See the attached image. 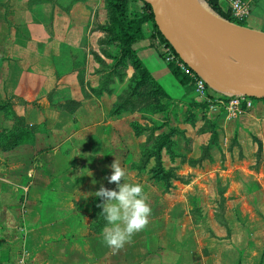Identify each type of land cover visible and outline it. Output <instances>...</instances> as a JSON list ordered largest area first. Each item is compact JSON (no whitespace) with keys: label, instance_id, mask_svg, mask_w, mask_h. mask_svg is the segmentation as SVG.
<instances>
[{"label":"crops","instance_id":"0c3cea01","mask_svg":"<svg viewBox=\"0 0 264 264\" xmlns=\"http://www.w3.org/2000/svg\"><path fill=\"white\" fill-rule=\"evenodd\" d=\"M5 2L0 0V7ZM22 2L25 6L17 16L19 24L16 15L0 16V49H16L13 60L0 61V141L4 140L3 154L15 157L13 163L3 166L28 167L20 171L19 184L5 197L15 224L0 220V264H65L70 255L66 249L54 254L52 246L58 243L57 237L47 232L58 224L68 228L65 234L70 232L72 236V240L62 237L61 244L64 241L66 247L69 243L79 248L93 246L102 252L86 256L99 264H114L113 249L103 243L100 234L90 233L94 231L90 216L94 209L89 200L101 185L115 189V183L107 180L114 160L126 170L125 182L137 181L132 166L141 158L140 141L132 140L136 135L131 129L117 130L124 117L117 113L110 116L100 97L80 85L78 57L73 56L70 63L72 49H76L72 45L70 49V22L77 21V16L70 14L69 0ZM137 3L141 2L134 6L138 7ZM11 4L9 1L5 7ZM246 22L248 27L264 31V0H254ZM162 47L158 39L147 37L133 44L138 58L170 103L184 105L195 100L193 85L184 87L178 82L162 57ZM216 111L225 140L234 143L230 147L242 151L244 157L259 152L264 164V100L253 99L250 108L238 113L224 107ZM257 180L264 190V174ZM143 191L146 197L154 192L150 188ZM234 192L231 194L239 195ZM69 211L75 214L71 228L63 218ZM53 214L56 216L50 217ZM257 219L261 220L257 216L246 226L249 246L235 264H264V223ZM4 229L14 232L3 234ZM45 231L48 236L43 235ZM127 256L124 262L128 264H181L162 250L154 255L146 251L137 260ZM79 259L76 262L86 261L85 256ZM207 261L212 259L201 254L200 264Z\"/></svg>","mask_w":264,"mask_h":264},{"label":"rangeland","instance_id":"374dc122","mask_svg":"<svg viewBox=\"0 0 264 264\" xmlns=\"http://www.w3.org/2000/svg\"><path fill=\"white\" fill-rule=\"evenodd\" d=\"M9 1L13 5L5 7ZM138 1L142 2L131 0V7L134 12L141 13L142 4L134 6ZM202 1L211 8L206 0ZM5 3L0 7L3 17L20 16L21 8L25 6L22 0H6ZM68 9L70 14L77 16V21L70 22V49L76 47L72 49L74 54L70 55V63L73 56L78 57L80 85L100 97L103 109L110 116L117 113L124 117L118 122L117 130L131 129L136 135L132 140L140 141L141 158L132 166L137 180L134 183H139L143 189L154 190L146 197L151 208L147 225L134 233L121 249L112 250L116 259L114 264H128L124 262L126 255L137 260L146 251L154 255L161 250L169 259H179L181 264H200L201 254L212 259L205 264H235L243 249L249 246L250 234L246 226L255 222L257 216L261 219L257 221L264 223V190L257 182L258 175L264 174L260 153L244 157L242 151L230 147L234 143L225 140L227 138L217 123V108L194 99L184 105L172 104L155 93L150 81L140 79L132 58L121 51L111 31L108 0H69ZM222 10L231 17L226 5ZM246 20L233 18L230 22L247 25ZM19 21L18 18L17 24ZM7 24L11 27V23ZM13 51L16 49H0V61L4 58L13 60ZM177 54L185 66L195 68L193 58L187 60ZM230 57L238 65L245 63L241 58ZM261 69L256 68L257 71ZM216 93L219 92L216 90ZM3 142L0 141V220L14 225L15 218L5 197L19 184L20 171L28 167L3 166L15 160L14 154H3ZM234 191L239 195L231 194ZM89 202L94 209L90 215L94 231L90 233L102 236L106 221L97 206L101 200L92 194ZM63 218L71 228L75 214L69 211ZM66 229L58 224L47 231L57 237L58 243L52 246L53 253L59 254L66 249L70 257L65 264H94L95 261L86 255L102 250L98 252L89 245L79 248L74 243L66 247L64 241L59 242L62 237L72 240L70 232L65 234ZM12 231L14 229H4L3 234ZM83 256L85 262H76ZM190 258L193 261H188Z\"/></svg>","mask_w":264,"mask_h":264},{"label":"water","instance_id":"95a60500","mask_svg":"<svg viewBox=\"0 0 264 264\" xmlns=\"http://www.w3.org/2000/svg\"><path fill=\"white\" fill-rule=\"evenodd\" d=\"M144 1L154 11L157 25L156 10H160L176 30L186 44L195 68L213 89L222 92L213 86L216 85L228 90L230 94L264 99V86L235 78L232 67L237 63L233 57L210 47L220 45L264 54V31L230 22L196 0ZM158 28L162 32L159 25ZM162 34L165 36L163 32ZM165 38L171 42L166 36ZM172 46L175 48L173 44Z\"/></svg>","mask_w":264,"mask_h":264},{"label":"trees","instance_id":"16d2710c","mask_svg":"<svg viewBox=\"0 0 264 264\" xmlns=\"http://www.w3.org/2000/svg\"><path fill=\"white\" fill-rule=\"evenodd\" d=\"M108 1L110 5L109 19L111 31L117 39L121 51L125 55L132 58L133 66L136 68L141 80L150 81L154 86L155 93L161 94L168 100V95L152 78L146 67L138 58L136 52L133 50V44L147 37L150 39H158L163 46L169 48L172 51L174 60L168 63L170 71L182 86L185 87L191 84V78L178 65V60L180 62H182V60L179 58L175 48L159 30L155 21V13L151 6L142 0V12L137 13L134 12L131 7V0ZM206 2L219 16L228 21H233V18L222 10L221 6L219 5V0H206ZM237 24L241 26H247L244 22H237Z\"/></svg>","mask_w":264,"mask_h":264},{"label":"clouds","instance_id":"9594fccd","mask_svg":"<svg viewBox=\"0 0 264 264\" xmlns=\"http://www.w3.org/2000/svg\"><path fill=\"white\" fill-rule=\"evenodd\" d=\"M109 167L111 174L107 180L115 183V189L101 185L94 194L102 201L97 206L101 208L100 214L106 221L102 241L109 248L119 250L131 240L134 233L145 228L151 208L146 202L142 185L125 182L126 170L117 161L114 160Z\"/></svg>","mask_w":264,"mask_h":264},{"label":"built area","instance_id":"2783aa9c","mask_svg":"<svg viewBox=\"0 0 264 264\" xmlns=\"http://www.w3.org/2000/svg\"><path fill=\"white\" fill-rule=\"evenodd\" d=\"M226 4L231 12V17L235 19H247L252 9L253 0H219ZM220 5V4H219ZM221 8L222 5H221ZM166 63L174 60V55L170 52L169 48H165ZM178 65L188 74L191 78L195 92V100L200 103H205L209 107L219 108L224 107L228 112H241L243 109H248L252 106V98L242 94H226L216 93V90L210 86L206 79L194 67H188L183 62L178 61Z\"/></svg>","mask_w":264,"mask_h":264},{"label":"bare ground","instance_id":"6f19581e","mask_svg":"<svg viewBox=\"0 0 264 264\" xmlns=\"http://www.w3.org/2000/svg\"><path fill=\"white\" fill-rule=\"evenodd\" d=\"M199 4L205 6L202 0H196ZM206 7V6H205ZM156 19L157 23L165 34V36L172 42L175 46L176 50L183 56L185 59L192 58L189 50L186 47V44L182 41L179 34L176 30L168 23V21L164 18L160 10H156ZM210 47L216 51H221L227 55H233L241 58L245 63L244 65L234 64L232 67V74L235 78L239 80H246L252 83H256L258 85L264 86V54L259 52H246L247 50H240L236 48H230L226 46L220 45H210ZM225 51V52H224ZM262 67V71L256 70V68ZM216 89L228 94L230 93L228 90L220 88L214 85Z\"/></svg>","mask_w":264,"mask_h":264}]
</instances>
